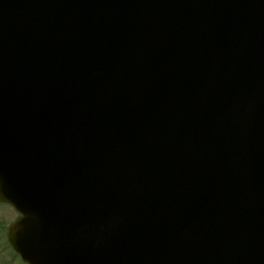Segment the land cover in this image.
I'll list each match as a JSON object with an SVG mask.
<instances>
[{"label": "water", "instance_id": "1", "mask_svg": "<svg viewBox=\"0 0 264 264\" xmlns=\"http://www.w3.org/2000/svg\"><path fill=\"white\" fill-rule=\"evenodd\" d=\"M0 202L26 264H264V0H0Z\"/></svg>", "mask_w": 264, "mask_h": 264}, {"label": "rangeland", "instance_id": "2", "mask_svg": "<svg viewBox=\"0 0 264 264\" xmlns=\"http://www.w3.org/2000/svg\"><path fill=\"white\" fill-rule=\"evenodd\" d=\"M16 215L17 212L10 204L0 202V224L5 225L4 230L0 233V264H25L6 239L7 223L13 220Z\"/></svg>", "mask_w": 264, "mask_h": 264}, {"label": "trees", "instance_id": "3", "mask_svg": "<svg viewBox=\"0 0 264 264\" xmlns=\"http://www.w3.org/2000/svg\"><path fill=\"white\" fill-rule=\"evenodd\" d=\"M4 226H5V225H1V224H0V233H1V231L4 230ZM6 245H7V242H6Z\"/></svg>", "mask_w": 264, "mask_h": 264}]
</instances>
